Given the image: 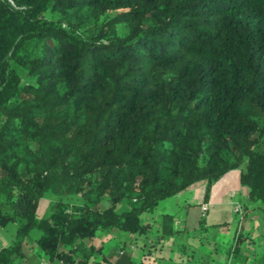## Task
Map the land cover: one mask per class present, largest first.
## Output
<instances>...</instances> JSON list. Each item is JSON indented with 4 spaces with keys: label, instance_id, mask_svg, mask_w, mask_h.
Instances as JSON below:
<instances>
[{
    "label": "trees",
    "instance_id": "obj_1",
    "mask_svg": "<svg viewBox=\"0 0 264 264\" xmlns=\"http://www.w3.org/2000/svg\"><path fill=\"white\" fill-rule=\"evenodd\" d=\"M233 170L264 213V0H0V264H31L33 229L38 262L111 264L99 232L157 234L160 202Z\"/></svg>",
    "mask_w": 264,
    "mask_h": 264
},
{
    "label": "crops",
    "instance_id": "obj_2",
    "mask_svg": "<svg viewBox=\"0 0 264 264\" xmlns=\"http://www.w3.org/2000/svg\"><path fill=\"white\" fill-rule=\"evenodd\" d=\"M205 187V182L194 184L185 191L163 200L152 214L146 215L143 218L144 221L153 223L157 234L155 232L149 234L147 238L135 240L134 235L113 231L105 238V246L97 244L101 242L92 243L102 248V254L110 257L109 262L111 264L117 261L128 264L129 260L132 261V264H142V261H146V264H156L154 259L150 261L151 250L148 246L152 241H155V237L159 233L158 229L162 228L163 216L172 215L171 227L166 224L165 228L166 231L171 228L177 233L165 236L156 245L160 254L165 252L172 263L178 261L177 264H183L182 259L184 256H181L180 246L184 245L186 252L190 253V255L185 254L186 264H191V260H202L205 264H208L207 259L204 258L206 254L203 250H200V252L196 250L198 248L193 245L192 240H189L187 231L192 229L196 234L198 228L201 234L205 233L204 235H206L210 228V235L206 239L208 241L207 257L212 261V264H226L229 257L228 250L225 253L221 251L220 244L230 246L231 243L233 244L235 236L240 232L247 238L242 246V251L249 259L247 264H252L251 260L256 259L251 256L256 254L253 245L256 242L255 240L262 237L264 233V213L253 211L246 220H243L242 206L247 205L249 199L248 191L241 187L239 183V171H230L215 182L210 188L207 201L203 202ZM203 206H206L205 212L202 211ZM202 219L204 222L201 221ZM138 244H145L146 246L141 248ZM210 244L213 246L210 247ZM24 252L26 254L30 253V260L33 259V264H47L46 259H41L38 262L30 251L27 252L24 249ZM124 257L129 259L124 260ZM100 258L101 255L97 254V259Z\"/></svg>",
    "mask_w": 264,
    "mask_h": 264
},
{
    "label": "rangeland",
    "instance_id": "obj_3",
    "mask_svg": "<svg viewBox=\"0 0 264 264\" xmlns=\"http://www.w3.org/2000/svg\"><path fill=\"white\" fill-rule=\"evenodd\" d=\"M51 197H52L51 194H45L44 197L41 199V201L39 202V206H38V210H37V214H36L37 218H41L44 215V213L47 211L48 203L51 200ZM16 228H17L16 224H9V226L5 230H0V248L9 245L12 242V240L15 236ZM210 230L211 229L209 228L206 235H204L205 233L201 234V231L198 230V228H197L196 234H194V231L192 229L187 231L189 240L190 241L192 240L193 245L196 246V248H198L196 250H198L199 252H200V250H203L204 254H206V255H204V258L207 259L208 264H212V261H210V259L207 257L208 256V253H207V249H208V243L207 242L208 241L206 238L208 235H210ZM121 233L130 235L129 233H126V232H121ZM40 234H41V232L38 229H33L30 231L29 236H28V243L25 245V248H24L25 250H27V252L30 251L31 245H35L34 240H36L40 236ZM106 237H108V234L99 232L97 234V236L94 239H92V242L93 243L101 242V243H97V244H103L105 246L106 245V243H105ZM255 241L256 242L253 246H254L256 254H252L251 256L255 257L256 259L251 260V262H252V264H260L259 260H260L261 256L263 255V252H264V236L258 237V239ZM138 245L140 247V244H138ZM211 245L212 244H210L209 246L211 247ZM231 245H232V243L230 244V246ZM228 246L229 245H227V244L226 245L220 244V250L225 253L229 249ZM27 255L29 256L30 253H27ZM188 255H190V253H188ZM150 256H151L150 261L152 259H154L156 261V264H177V262H178L177 261V262L172 263V261H170L168 259V255H165V252L160 254L158 247L151 249ZM181 256H184L182 259V262H183V264H186V259H185L186 255L182 254ZM141 260H142V258H141ZM179 261L181 262V260H179ZM32 262H33V259L30 260V263H32ZM142 262H143L142 264L147 263L146 261L145 262L142 261Z\"/></svg>",
    "mask_w": 264,
    "mask_h": 264
},
{
    "label": "built area",
    "instance_id": "obj_4",
    "mask_svg": "<svg viewBox=\"0 0 264 264\" xmlns=\"http://www.w3.org/2000/svg\"><path fill=\"white\" fill-rule=\"evenodd\" d=\"M202 211L205 212L206 211V206L202 207Z\"/></svg>",
    "mask_w": 264,
    "mask_h": 264
}]
</instances>
